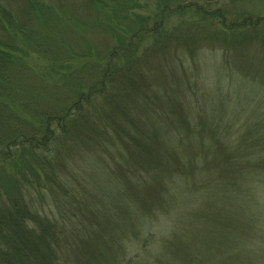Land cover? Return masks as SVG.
I'll use <instances>...</instances> for the list:
<instances>
[{"label": "trees", "instance_id": "trees-1", "mask_svg": "<svg viewBox=\"0 0 264 264\" xmlns=\"http://www.w3.org/2000/svg\"><path fill=\"white\" fill-rule=\"evenodd\" d=\"M24 1L32 16L38 12L55 13V9L44 0ZM84 1L90 6L89 12L94 14L96 21L100 14H104L106 20L102 24L103 29L115 31L118 40L107 49L105 66L98 64L94 76L84 87L80 86L82 82L78 77L61 87L55 84V94L39 97L44 100L45 107L34 113L37 125L28 123L22 130L14 120L15 112L11 105L17 100L21 101L15 88L27 66L22 57L25 51L17 45L20 38L9 29L15 26L22 31L16 25L12 12L0 0V97L4 96L0 100V129L5 131V137L12 135L0 143V264H139L126 259L123 246L119 252L110 246L109 241L117 224L108 218L110 215L126 218V213L120 212L123 210L115 199L108 209L104 207L98 192L99 182L108 191L120 193L118 197L122 202L127 201L130 206L137 203V206L143 204L149 207L140 216L138 223H142L147 217L152 219L158 207L151 202L148 205L138 191L150 188L149 197L152 191L155 197L162 196L160 193L170 191L169 183L178 175L186 177L184 185L200 174L202 179L214 177L209 169L210 161L207 163L213 157L222 158L225 164L230 162L237 169L239 167L237 160L240 158L235 157L232 147L228 146V128L231 126L227 118L232 117L223 111L228 109L216 108L213 111L205 105L207 101H223L220 97L213 96L198 102L193 111L190 102L183 101L185 90L179 79L173 84L150 80V59L142 66L143 57L139 52L140 42L150 35V17L134 12L138 6L137 0H107L102 7V0ZM243 25L257 30L264 26V18L255 22L244 19ZM159 28L158 24L155 30ZM30 32L28 29L22 32V36L27 39L26 34ZM27 43L26 47L30 48ZM30 50L39 52V48L32 47ZM75 55H70L68 59H73ZM237 71L241 72V69ZM244 85L238 83L235 89L245 98L249 95H246ZM255 85L259 87L264 83L257 82ZM167 88L171 96L164 105L162 93H166ZM147 89L150 96L159 94L160 105L166 110L160 113L155 111ZM253 91H250L253 95L252 112L248 114V109H243L240 115L247 120L248 115L254 116L252 125L261 129L264 123L261 91L255 88ZM100 99H104L107 106L109 102H114L118 111L115 117L97 113L92 118L86 113L85 108L99 104ZM149 102L150 119L146 107ZM17 107L24 108L23 104ZM28 108L34 111L30 105ZM201 110L212 112L218 118L196 125ZM217 110L222 111L215 113ZM205 139L207 145L203 143ZM262 142L264 144V140ZM18 150L21 155L27 153L29 156L28 162H23V165L30 178L23 170L17 171L18 174L7 171L8 165L17 161L15 154ZM102 153H106V156ZM202 162L203 167L200 165ZM146 175L148 178L143 184L136 181L137 176ZM221 178L216 177V187L222 191V199H229L231 209L235 206L239 217L237 222L248 223L243 221L245 216L242 213L249 209L251 197L249 194L247 205H244L238 183L242 179L251 191L262 188L264 173L257 172L255 166L251 165L248 172L238 171L234 180L232 175L233 195H228V185L226 190V185L219 182ZM207 185L203 187L207 188ZM37 191H44L43 205L39 209L34 208L31 199L27 201L25 198ZM259 192L264 193V189ZM191 196H165L162 207L172 210L181 202L186 203ZM206 196L217 198V194ZM75 201L79 202L81 212L85 209L86 214L82 212L81 219L77 216L73 220L71 204ZM52 207L58 219L51 220L46 216ZM223 215L224 212L217 210L212 222H221ZM121 226L125 228L126 236L134 237L130 228ZM218 226L216 236L227 231L223 230L222 224ZM245 228L243 224L235 228L236 240L238 234H246ZM263 236L264 231L257 234L251 230V234L245 238L257 240ZM257 250L251 248V255L246 258L248 264L254 259L260 260L259 256L253 257ZM121 252L124 259L119 258L122 257Z\"/></svg>", "mask_w": 264, "mask_h": 264}, {"label": "rangeland", "instance_id": "rangeland-1", "mask_svg": "<svg viewBox=\"0 0 264 264\" xmlns=\"http://www.w3.org/2000/svg\"><path fill=\"white\" fill-rule=\"evenodd\" d=\"M44 1L55 9L53 15L38 12L32 16L24 0H1L12 12L13 19L21 31L31 30L25 39L15 26L9 29L20 38L17 45L25 51L22 57L27 66L15 88L16 94L21 96V101L17 100L11 105L15 112L14 120L22 130L28 123L37 125L36 114L45 107L44 100L39 97L49 93L55 94V84L61 87L78 77L82 82L80 86L84 87L94 76L98 64L105 66L106 51L112 42L118 40L115 31L103 29L102 24L106 20L104 14H100L96 21L94 14L89 12L90 6L84 0ZM105 2L108 1L102 0L100 7ZM137 5L135 13L150 17V35L139 45V52L143 57L142 66L150 59V80L173 84L179 79L185 90L183 101H189L193 111L196 110L198 102L213 96L220 97L224 102L207 101L205 105L213 111L216 108L228 109L223 110L232 117L227 118L231 126L228 128V146L232 147L235 157L240 159L237 160V169L234 164H225L222 158L213 157L207 163L210 161L209 169L214 177L202 179L200 174L195 180L184 185L186 177L178 175L170 181L171 188L166 195L160 193L162 196L155 197L156 194L152 191L149 197L150 188L138 191L140 197L147 200L148 205L151 202L158 207L155 216L152 219L147 217L142 223H138L140 216L149 210V207H144L143 204L137 206V203L130 206L127 201L122 202L119 199L120 193L108 191L104 184L99 182L98 192L104 207L108 209L115 199L123 210L120 212L126 213V218L118 215H110L108 218L117 224L109 241L110 246L117 252L123 246L126 259L137 261L139 264H240L242 260L241 264H248L246 258L251 255V248H258L253 257L259 256L260 260L254 259L249 264H264V236L257 240L245 238L251 234V230L263 234L264 193L259 191L264 187L253 188L251 191L240 179L238 185L241 186L244 205H247L249 194L252 203L249 209L242 213L245 216L243 221L248 222L241 223L246 226V234H238L237 240L234 238L235 228L241 226L240 222H237L238 213L235 206L230 208L229 199H222V191L216 187V177L220 176L222 178L219 182L226 185V190L228 185V195H233L232 175L234 180L238 171L248 172L251 165L255 166L257 172L264 173V123L260 129L252 125L254 116L248 115L247 120L240 115L243 109H248V114L252 112L251 92L253 93L255 88L261 91L263 118L264 85L258 87L255 84L264 83V26L255 30L244 26L243 21L252 19L255 22L264 18V0H137ZM105 9L109 10L107 7ZM158 24L160 28L155 30ZM25 43L30 48L26 47ZM32 47L39 48V52H32ZM72 54H76L75 57L68 59ZM237 69H241V72ZM66 79L68 81H65ZM238 83L245 84L246 95L249 96L244 98L242 93L236 91L235 85ZM147 95L156 112L166 110L160 105L159 94L150 96V90L147 89ZM170 96V89L167 88V92L162 93L164 105ZM3 98L4 96L0 97V100ZM21 104L24 108L17 107ZM29 105L34 111L28 108ZM146 107L150 119V102ZM85 111L92 118L97 113L114 116L118 112L114 102H109L107 106L104 99H100L99 104L94 103L86 107ZM220 111L222 110L215 113ZM217 116L201 110L200 118L195 124L213 122ZM120 118L123 119L122 114ZM4 128L9 130L8 127ZM5 134V131L0 129V143L12 136L5 137ZM203 143L207 145L208 141L205 139ZM102 154L106 156V153ZM15 158L16 162L9 165L6 163L7 171L18 174L17 171L23 170L30 178L23 165V162L29 160L28 154L21 155L18 150ZM203 163H200L201 167ZM92 177L98 180L93 174ZM147 178L148 175L137 176L136 181L143 184ZM203 185H207V188ZM43 193L44 191L31 192V195H26L25 198L27 201L31 199L34 208L39 209L43 205ZM174 194L192 196L186 203L181 202V205L172 210L163 209L165 196ZM206 194H217V198L207 197ZM71 206L73 220L77 216L81 219V214H86L85 209L81 212L78 201L73 202ZM217 210L224 212V215L221 222L213 223L212 216ZM46 216L51 220L58 219L53 207L46 212ZM219 224L227 231L216 236ZM121 225L130 228L134 237L126 236L125 228ZM121 253L122 257L119 258L124 259L125 256Z\"/></svg>", "mask_w": 264, "mask_h": 264}]
</instances>
